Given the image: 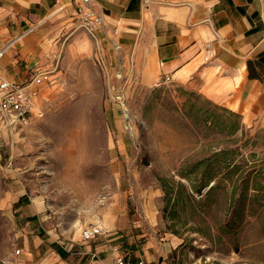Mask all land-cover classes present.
<instances>
[{
	"label": "rangeland",
	"instance_id": "1",
	"mask_svg": "<svg viewBox=\"0 0 264 264\" xmlns=\"http://www.w3.org/2000/svg\"><path fill=\"white\" fill-rule=\"evenodd\" d=\"M86 31L52 38L58 81L44 108L0 137V264H13L32 216L53 237L103 221L176 243L167 264H264V128L198 88L145 84ZM63 127L88 170L73 180L58 156ZM23 196L34 214L17 210Z\"/></svg>",
	"mask_w": 264,
	"mask_h": 264
},
{
	"label": "crops",
	"instance_id": "2",
	"mask_svg": "<svg viewBox=\"0 0 264 264\" xmlns=\"http://www.w3.org/2000/svg\"><path fill=\"white\" fill-rule=\"evenodd\" d=\"M81 5H86L83 0H0V52L11 43L0 57V84L54 72L53 84L40 87L35 116L58 81L52 38L81 26ZM86 6L103 16L92 36L106 42L105 54L113 48L145 84L168 79L198 88L241 113L248 124L264 128V0H91ZM17 129L0 125V137ZM29 206L23 202L17 210L34 214ZM41 220L32 216L26 221L21 254L17 248L8 259L13 264H113L120 253L167 264L176 244L145 243L103 221L92 224L110 232L91 241L83 237L88 225L72 236L53 237L52 231L42 234Z\"/></svg>",
	"mask_w": 264,
	"mask_h": 264
},
{
	"label": "built area",
	"instance_id": "3",
	"mask_svg": "<svg viewBox=\"0 0 264 264\" xmlns=\"http://www.w3.org/2000/svg\"><path fill=\"white\" fill-rule=\"evenodd\" d=\"M87 5L91 0H83ZM86 5L78 7L77 15L80 24L88 33L95 35L103 24V16ZM9 43L0 57L10 46ZM53 71H40L34 73L31 80L27 82H12L2 80L0 84V125L9 128H19L32 123L35 116L37 98L40 94V87L44 84H53ZM110 229L104 228L100 224H91L83 230V237L86 241H91L102 233H108ZM21 249L16 250V254H21ZM113 264H150L144 258L134 259L128 253H120Z\"/></svg>",
	"mask_w": 264,
	"mask_h": 264
},
{
	"label": "bare ground",
	"instance_id": "4",
	"mask_svg": "<svg viewBox=\"0 0 264 264\" xmlns=\"http://www.w3.org/2000/svg\"><path fill=\"white\" fill-rule=\"evenodd\" d=\"M65 132V128H61L60 130V144H59V157L63 160V162H66V168L68 170V178L70 179H76L80 176H82V174H85L88 170L87 168L82 170V171H78L77 166L80 164L79 160L80 158H77V154L80 155L81 153V148L79 147H75V145L73 144V140H69L66 139L65 136H62L63 133ZM57 156V157H58ZM60 160V159H59ZM58 161V160H57ZM62 162V161H61ZM60 162V163H61ZM58 163V162H57ZM59 165V164H58ZM62 167V166H61ZM62 170V169H61ZM64 171V170H63ZM64 173V172H63ZM62 174V173H61ZM62 176V175H61ZM67 179V178H66ZM66 179H64L66 181ZM80 179V178H79ZM69 182V181H68ZM77 182V181H76ZM80 183V182H79ZM82 183V181H81ZM73 185V184H72ZM85 185V184H84ZM88 185V184H86ZM72 187V186H71ZM89 188V186H88ZM76 191V190H75ZM79 191V190H77ZM150 195V194H149ZM156 197H154L155 199ZM36 199V198H35ZM39 200V198H38ZM41 202V201H40ZM37 204V203H35ZM35 207V206H34ZM42 207V206H41ZM39 208V207H38ZM37 208V209H38ZM44 208V207H43ZM42 208V209H43ZM41 210V208H40Z\"/></svg>",
	"mask_w": 264,
	"mask_h": 264
},
{
	"label": "trees",
	"instance_id": "5",
	"mask_svg": "<svg viewBox=\"0 0 264 264\" xmlns=\"http://www.w3.org/2000/svg\"><path fill=\"white\" fill-rule=\"evenodd\" d=\"M23 202H26V201H25V196L21 198V200L17 203V205H19V204H21V203H23Z\"/></svg>",
	"mask_w": 264,
	"mask_h": 264
}]
</instances>
